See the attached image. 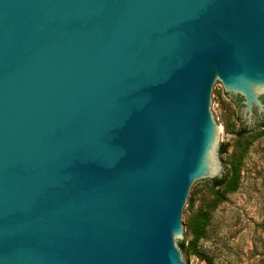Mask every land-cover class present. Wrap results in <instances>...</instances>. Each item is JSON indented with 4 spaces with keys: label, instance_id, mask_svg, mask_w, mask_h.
Segmentation results:
<instances>
[{
    "label": "water",
    "instance_id": "95a60500",
    "mask_svg": "<svg viewBox=\"0 0 264 264\" xmlns=\"http://www.w3.org/2000/svg\"><path fill=\"white\" fill-rule=\"evenodd\" d=\"M220 82L254 127L264 0H0V264H185Z\"/></svg>",
    "mask_w": 264,
    "mask_h": 264
},
{
    "label": "rangeland",
    "instance_id": "374dc122",
    "mask_svg": "<svg viewBox=\"0 0 264 264\" xmlns=\"http://www.w3.org/2000/svg\"><path fill=\"white\" fill-rule=\"evenodd\" d=\"M239 109L220 82L214 98V123L219 129V145H226V153H219L218 158L221 166L230 170L240 156V180L237 191L209 212L205 236L196 244L201 256L189 249V222L212 200L210 182L195 190L193 206L187 208L186 237L176 240L185 264H264V129L240 138ZM180 241L189 250L182 251Z\"/></svg>",
    "mask_w": 264,
    "mask_h": 264
},
{
    "label": "trees",
    "instance_id": "16d2710c",
    "mask_svg": "<svg viewBox=\"0 0 264 264\" xmlns=\"http://www.w3.org/2000/svg\"><path fill=\"white\" fill-rule=\"evenodd\" d=\"M244 133L245 131L243 129H240L237 132L240 138ZM219 153H226V145H219ZM240 162L241 157L239 156L232 163L230 170L224 168L222 177L205 180L210 182V193L212 195V200L208 205H206V207L195 213L189 222V230L192 234V240L188 246L189 249L197 256L201 255L196 251V244L205 236L206 228L208 227L210 221L209 212L213 210L219 203L225 201L228 194L234 193L238 189L240 180ZM193 199L194 196H192L189 201V206L191 208L193 206ZM178 246L182 251L189 250L188 246L185 247L184 241H180Z\"/></svg>",
    "mask_w": 264,
    "mask_h": 264
},
{
    "label": "flooded vegetation",
    "instance_id": "af4514ba",
    "mask_svg": "<svg viewBox=\"0 0 264 264\" xmlns=\"http://www.w3.org/2000/svg\"><path fill=\"white\" fill-rule=\"evenodd\" d=\"M240 122V129H243L245 131V133H250V132H253V131H256L260 128L264 129V117L261 118V119H258L255 123V126L254 127H249L247 125H245L243 122ZM218 151H219V148H218Z\"/></svg>",
    "mask_w": 264,
    "mask_h": 264
}]
</instances>
